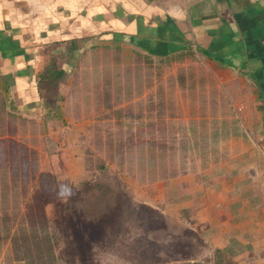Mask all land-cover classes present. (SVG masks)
Segmentation results:
<instances>
[{
  "label": "rangeland",
  "instance_id": "obj_1",
  "mask_svg": "<svg viewBox=\"0 0 264 264\" xmlns=\"http://www.w3.org/2000/svg\"><path fill=\"white\" fill-rule=\"evenodd\" d=\"M23 1L0 0V20L19 24L37 81L49 64L66 74L42 88L39 114L19 116L14 90L11 121L0 114L5 126L12 124L0 133V264H35L17 259L11 240L18 231L22 239L23 229L31 235L35 226L56 256L42 264L197 261L201 246L188 244L179 221L154 205H165L172 179L243 151L248 138L256 145L264 133L263 89L233 78V95L223 82L230 74L193 48L160 57L104 44L105 35L73 28L76 9L61 0H41L48 13L41 28H33L16 17L31 11ZM52 16L54 33L42 28ZM244 87L261 98L259 106L241 95ZM18 117L21 134L12 122ZM8 133L11 138L2 139ZM60 183L72 193L57 194ZM7 227H13L10 236ZM220 261L264 264L258 255L239 261L218 251L200 263Z\"/></svg>",
  "mask_w": 264,
  "mask_h": 264
},
{
  "label": "crops",
  "instance_id": "obj_2",
  "mask_svg": "<svg viewBox=\"0 0 264 264\" xmlns=\"http://www.w3.org/2000/svg\"><path fill=\"white\" fill-rule=\"evenodd\" d=\"M61 1L64 6L69 4V9H76L74 16L71 14L73 28L80 27L77 30L80 33L91 31L105 35L101 39L104 44L123 49L138 48L160 57L193 48L230 74L222 80L233 95L236 79L245 85L248 81L255 84L260 78L264 90V0ZM23 2L31 11H22L24 14L16 17L25 19L33 28H41L48 8L41 0ZM3 18L0 34L8 39L16 35L19 38V24ZM49 18L52 23L42 28L54 33L57 22L54 16ZM58 18L61 16L57 15ZM12 27L15 28L12 31L18 30V33L9 32ZM113 34L124 37L114 39ZM130 35L137 37L131 41ZM5 50L0 48V114L5 113L2 115L11 121L8 113L12 106V90L16 100L14 109L19 116L39 114L42 89L35 76L32 57H24L26 52L13 57L14 52L6 53ZM235 74L240 76L237 78ZM241 93L253 98L255 107L262 102L254 90L249 92L244 87ZM59 113L55 110V114ZM12 122L16 132L21 134L25 129L21 126L22 118ZM11 127L12 124L5 126L0 118V133H6L5 129ZM3 138L11 137L8 133ZM263 170V159L254 141L248 138L243 151L234 152L210 168L183 173L165 185V205L154 206L179 221L184 236L188 235V244L193 246L196 242L197 248L201 246L193 255L197 261L192 262L211 257L216 251L239 261L252 255L264 259Z\"/></svg>",
  "mask_w": 264,
  "mask_h": 264
},
{
  "label": "trees",
  "instance_id": "obj_3",
  "mask_svg": "<svg viewBox=\"0 0 264 264\" xmlns=\"http://www.w3.org/2000/svg\"><path fill=\"white\" fill-rule=\"evenodd\" d=\"M14 36V35H12ZM15 37V36H14ZM124 37V35H123ZM121 35L113 34L114 39L123 38ZM130 40L132 41L133 38H136L135 35H130ZM24 42L20 37L17 40L8 39V37L4 36L2 33L0 34V48L5 50L6 53L14 52L15 55L13 57H17L18 55L21 56L25 53L24 50ZM14 72V71H13ZM18 72V71H16ZM12 73V72H11ZM19 73V72H18ZM66 74V70L64 68H59L56 64H49L46 68L39 73V88L42 89L46 84L56 85L57 82L64 77ZM256 79V78H255ZM50 82V83H48ZM256 83L261 85V79H256ZM261 87V86H260ZM263 89V88H262ZM263 101H264V90H263ZM165 178L166 175H162ZM155 176L151 180H155ZM162 178V177H161ZM68 186V187H67ZM69 185L65 183L59 184V192L57 194L68 196L71 191H69ZM7 222V221H6ZM20 229V228H19ZM18 229V230H19ZM13 227H7L6 234L10 236ZM26 229H23V237L22 239L19 238V231L16 235H11V240L14 246V250L16 251L17 259L19 260H29L35 264H42L44 260L47 262L52 263L53 260L56 259L54 253V247L51 243V240L48 239L47 236H41L38 234V230L36 226L31 231V235H27L25 233ZM17 231V230H16ZM24 246V248H23ZM22 254L21 252H23ZM33 250H36V255H34ZM221 254V251H218ZM176 264H202L200 262H190V263H176ZM218 264H222L221 261ZM227 264H235L234 262H228Z\"/></svg>",
  "mask_w": 264,
  "mask_h": 264
},
{
  "label": "built area",
  "instance_id": "obj_4",
  "mask_svg": "<svg viewBox=\"0 0 264 264\" xmlns=\"http://www.w3.org/2000/svg\"><path fill=\"white\" fill-rule=\"evenodd\" d=\"M237 110H242V107H238ZM256 147L263 159V162H264V133H261L258 135V138H257V141H256ZM261 185H262V188H263V191H264V170L261 174Z\"/></svg>",
  "mask_w": 264,
  "mask_h": 264
},
{
  "label": "flooded vegetation",
  "instance_id": "obj_5",
  "mask_svg": "<svg viewBox=\"0 0 264 264\" xmlns=\"http://www.w3.org/2000/svg\"><path fill=\"white\" fill-rule=\"evenodd\" d=\"M260 86H262V85H260ZM263 88V87H262Z\"/></svg>",
  "mask_w": 264,
  "mask_h": 264
}]
</instances>
